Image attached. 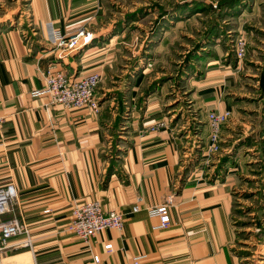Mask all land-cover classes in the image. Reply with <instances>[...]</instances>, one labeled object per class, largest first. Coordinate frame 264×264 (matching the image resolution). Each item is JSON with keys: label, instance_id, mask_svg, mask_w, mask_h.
<instances>
[{"label": "crops", "instance_id": "1", "mask_svg": "<svg viewBox=\"0 0 264 264\" xmlns=\"http://www.w3.org/2000/svg\"><path fill=\"white\" fill-rule=\"evenodd\" d=\"M105 1L0 0V114L6 118L0 187L13 184L18 193L0 223L18 217L29 230L0 249V264H264V239L254 243L257 259L239 253L234 216L236 193L248 188L242 184L246 164L262 161L258 143L246 145L245 138L264 137V0H249L239 13L249 39L244 62L223 36L203 48L188 71L189 105L165 88L172 80L143 96L153 82L149 62L137 69L130 90L104 88L99 114L88 106L48 104L46 95L34 92L50 67L78 77L98 70L101 81L111 77L114 53L108 51L116 35L105 21ZM80 26L93 33L90 43L71 53L54 48V32ZM225 110L232 115L222 130V150L207 166V115ZM239 123L248 127L243 135ZM116 148L118 166L108 176ZM244 150L258 151L249 159ZM191 163L195 167L186 169ZM171 194L172 223L159 228L151 209ZM94 199L106 211L122 212L124 225L85 241L68 225L74 204Z\"/></svg>", "mask_w": 264, "mask_h": 264}, {"label": "rangeland", "instance_id": "2", "mask_svg": "<svg viewBox=\"0 0 264 264\" xmlns=\"http://www.w3.org/2000/svg\"><path fill=\"white\" fill-rule=\"evenodd\" d=\"M205 1L213 2V0ZM185 2L190 3L192 0L105 1V21L113 25L114 29L112 35H114V33L116 35L112 38L113 40L111 39L112 49L108 51L114 53V65L110 70L111 77L107 76L105 80L101 81L99 84L98 97L100 93L105 90L104 88H117L120 84L124 85L123 89L130 90L129 83L131 82L129 78L130 76L134 78V76H132L133 72L131 73V71L134 70L135 66L141 67L142 64H147L149 62L147 66L152 68V75L148 81L152 82L159 80L160 77L164 76L171 77L169 80H172V87L169 88V84H164L165 88H167V90L172 89V97L174 99L180 98L181 104L189 105L186 99L188 97L186 91L189 89V78L191 73L182 80L177 79L176 74L182 67L183 59L187 52L192 49L199 40L201 31L207 25V17L204 14H192L188 12V10H184L178 14L175 6ZM140 8L143 9V12H138L137 16L139 18L137 20L133 22L122 21L128 13H132ZM247 12L249 11L247 10L246 13ZM172 15L178 16L172 18ZM245 17H247V14ZM243 21L244 19H241L239 16L231 20L232 42L231 40L229 41L227 37L223 40V43L227 45V47L229 46L230 48V45L234 44L236 37L241 32L246 31V29L241 28L243 27ZM195 64L196 63H194V66ZM199 66L200 63L198 62V67ZM139 67H137V69H139ZM171 75H175V77L173 78ZM161 83L164 82L158 83L157 87H159ZM239 125L240 128L238 129V133L243 135L244 133L241 128L246 129L248 127L242 125V123H239ZM257 151L258 150H244L243 152H246V154L249 155V159H251V157L254 156L253 153ZM257 156L258 158L262 157L261 151L260 155L258 153ZM257 156L253 157V160L258 159ZM193 165V163L189 165V170L195 167V165ZM249 165L252 166L248 167ZM202 168L203 164H200L199 171H201ZM246 168L247 171L245 169V174H243L245 180L242 179V184L243 187L248 188L246 191L239 190L236 193L237 204H235L237 207L234 216L235 226L239 231L238 236L240 239L236 247L239 253L247 255L251 259H257L258 251L254 243L261 244V240L264 239V231H260L258 227L259 222H262L264 226V169L261 161L258 163H247ZM248 180H250V182ZM261 192L263 194H261ZM253 255L255 257H253ZM254 264L256 263L254 262Z\"/></svg>", "mask_w": 264, "mask_h": 264}, {"label": "built area", "instance_id": "3", "mask_svg": "<svg viewBox=\"0 0 264 264\" xmlns=\"http://www.w3.org/2000/svg\"><path fill=\"white\" fill-rule=\"evenodd\" d=\"M93 39V33L86 27L80 26L76 30L68 33L54 32L52 44L54 48L60 49L64 53H71L80 49L84 44H88ZM249 39L246 31L241 32L234 40L233 49L238 63H242L248 52ZM102 74L93 71L83 76H71L64 69H54L50 67L45 74L44 86L36 90L35 95H46L48 104L61 105L64 108H80L88 106L95 113L101 111V104L98 97V86L101 83ZM231 111H210L207 115L209 126V142L207 146L206 164L210 165L215 154L222 150V130L231 117ZM6 120L0 114V124ZM152 129L156 130V127ZM18 197L17 190L13 184L0 187V216L11 212L13 204ZM174 202V196L169 195L159 206L151 209V214L159 218V228H167L172 223L170 208ZM134 211L139 210L138 204L133 207ZM124 225V214L118 210L106 211L102 202L98 199L76 202L72 209V218L68 225V230L88 241L92 236L109 228H122ZM0 249L9 246V240L17 235L27 234L29 230L18 217H12L0 223ZM27 244L30 240L27 239ZM112 250L113 244L105 246ZM94 260L99 262V255L94 256ZM136 263H138L136 261Z\"/></svg>", "mask_w": 264, "mask_h": 264}, {"label": "trees", "instance_id": "4", "mask_svg": "<svg viewBox=\"0 0 264 264\" xmlns=\"http://www.w3.org/2000/svg\"><path fill=\"white\" fill-rule=\"evenodd\" d=\"M249 3V0H213V2H206L205 0H192V2H185L183 4H179L175 6L176 12H178V14L180 12H183L184 10H188V12H191L192 14H204L207 17V21H206V26L205 28L201 31L200 33V38L199 40L195 43V45L192 47V49H190L186 56L183 59V65L182 67L178 70L176 76L177 79L182 80L184 77L186 78L189 73L188 71H190L192 68L194 69V63H196L197 60H199L201 58L200 53L202 52L204 47H207L208 45H210L215 39H217L218 37H227L228 40L232 41L231 38V34H232V26H231V20L233 18H236L239 16V13L242 11L243 8H245L247 6V4ZM138 12H143V9L140 8L139 10H136L132 13H128L124 20H122L123 22H133L135 20H137L139 17ZM178 15H172V18H176ZM122 23V22H120ZM93 40V39H92ZM137 67L139 66H135L134 70L131 71V73L133 72L132 76L135 77V75L137 74L138 70ZM171 77H160L159 80H155L153 81L150 86H148L145 90H144V95L146 96L149 93H151L155 87L157 88V84L160 82H165L168 81ZM129 81L131 83H129L130 85L133 83L134 78H129ZM261 87L264 90V74L262 76L261 79ZM120 93V97H119V101L121 103H123V93ZM140 100V99H139ZM142 100V99H141ZM140 100V101H141ZM99 103L100 102V98H99ZM196 133V132H195ZM263 134L260 133V138L257 139V141L255 142L254 138L252 135H248L245 139V143L246 145H253L254 143L257 144L258 143V148L262 153V167L264 169V137H262ZM244 140H240L239 143H242ZM239 145V144H238ZM114 155L112 158V161L110 163V166L107 170V174L108 176H110L113 171L115 170V166H118V161H117V155L120 154V150H118V148L114 149ZM228 156L224 157L221 160L222 165H224V163H226L228 161ZM191 165V164H189ZM221 165V168H222ZM186 169H189V166H186ZM261 191V189H260ZM261 194H263L261 192ZM264 195V194H263ZM258 227L260 228V231H264V226L262 224V222L258 223Z\"/></svg>", "mask_w": 264, "mask_h": 264}]
</instances>
